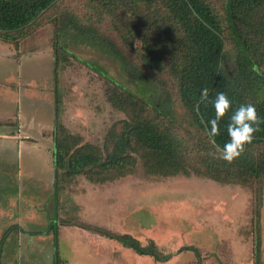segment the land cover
Segmentation results:
<instances>
[{
  "label": "rangeland",
  "instance_id": "obj_1",
  "mask_svg": "<svg viewBox=\"0 0 264 264\" xmlns=\"http://www.w3.org/2000/svg\"><path fill=\"white\" fill-rule=\"evenodd\" d=\"M209 1L221 9L223 0ZM50 17L51 20L43 21L28 34L35 42L21 54L23 108L33 110L36 103L50 108L43 99H55L50 93L54 82L58 98V102L53 101L54 111L57 106L54 121L57 117L73 137L69 138L73 146L92 143L102 151L111 130H118L122 120L128 117L120 101L127 102L125 97L129 91L139 101L161 103L168 115H160L159 124L177 131L184 138L186 148H191L197 132L180 104L172 76L138 59L140 41L130 39L125 32L126 45L121 37L124 27L113 20V13L88 1L64 0ZM138 20L133 17L129 23ZM64 24L66 27L61 29ZM52 27L57 76L53 65ZM86 29L93 32L88 34ZM103 36L122 53L117 54L109 44L96 41ZM6 62L0 59V67ZM106 75L120 85H115ZM31 134L39 135L35 131ZM50 141L38 139L36 149H27L28 156L23 153L22 198L27 199L23 202V211L32 210L36 217L26 222L35 230L49 231L52 236L48 225L57 220L58 244L53 245L51 239L42 258L23 264H55L57 253L58 264H197L196 253L182 249L187 245L197 248L200 264H253L256 234L253 211L258 202L255 188L221 183L193 172L150 174L138 162L133 173L117 179L98 177L92 181L77 175L69 183L63 181L55 203ZM29 153H36L38 157L33 155L30 159ZM30 164L32 167L27 170ZM17 168L16 165L14 172ZM15 176L10 171L0 173V185L4 182L8 196L16 191ZM260 197V259L264 264V180ZM62 221L91 224L115 234L128 233L142 244L152 239L160 252L171 253V257L157 261L135 253L113 238L76 225L65 226Z\"/></svg>",
  "mask_w": 264,
  "mask_h": 264
},
{
  "label": "trees",
  "instance_id": "obj_2",
  "mask_svg": "<svg viewBox=\"0 0 264 264\" xmlns=\"http://www.w3.org/2000/svg\"><path fill=\"white\" fill-rule=\"evenodd\" d=\"M53 1L0 0V39L12 43L17 49L20 40L39 28L43 21L52 19L50 13L64 0ZM84 1L100 5L114 14L113 20L124 27L121 37L126 45L125 32L130 39L140 41L137 55L144 65L172 76L180 104L197 132V139L187 149L184 138L177 131L159 124L158 117L168 115L163 105L156 101H139L129 91H126L127 102L120 101L128 117L122 120L118 130H111L105 150L101 151L92 143L73 146V140L69 141L73 137L56 117L53 129L55 203L59 184L63 181L69 183L77 175H84L92 181L98 177L117 179L133 173L138 162L150 174L193 172L221 183L243 184L257 190L258 202L253 211L256 230L253 264H261L259 207L264 180V0H223L221 9L209 0ZM133 17L139 20L129 23ZM64 25L61 29L66 27ZM85 31L88 34L93 32L91 29ZM51 41L57 76L53 27ZM96 41L109 44L117 54L122 53L105 36ZM133 76L138 78L136 73ZM106 78L120 85L107 75ZM205 92L206 96L203 95ZM218 92L229 97L233 108L241 103L253 104L258 118L253 139L231 162L219 158L220 146L228 139L225 126L231 110L225 113L215 142L207 131V122L214 116L212 100ZM54 95L55 102H58L56 90ZM56 112L57 106L55 116ZM62 225H76L113 238L135 253L151 256L157 261H167L171 257V253L160 252L152 239L142 244L128 233L115 234L91 224L62 221ZM48 228L53 232L54 245H57V220ZM182 249L194 251L197 264H200L195 246L187 245ZM58 261L57 253L55 264Z\"/></svg>",
  "mask_w": 264,
  "mask_h": 264
},
{
  "label": "crops",
  "instance_id": "obj_3",
  "mask_svg": "<svg viewBox=\"0 0 264 264\" xmlns=\"http://www.w3.org/2000/svg\"><path fill=\"white\" fill-rule=\"evenodd\" d=\"M32 39V36H28L20 40L17 49L12 43L0 39V47L2 49L0 59L7 60L6 65L0 67V173L13 172L17 181L15 185L16 191L9 196L6 194L4 182L0 185V264L32 263L37 258H42L45 246H49L51 239L54 245L53 236L49 231L35 230L31 223L28 224L26 222L36 217V214L29 209L23 211V202H27L26 198L24 201L22 198L23 180L25 179L21 168L24 151L27 155V149L32 151L36 149V141L38 139H51L50 147L53 160L55 117L53 101L55 99L51 98L50 101L43 99V103L51 105L50 108L49 105L45 104L46 107L44 105L41 107L36 103L33 110H26V107L23 108L21 103V79L24 73L20 69L21 54L34 44L35 41H32ZM4 45L5 47L3 48ZM51 89L50 93L53 96L55 90L54 82H52ZM33 131L39 135H32ZM45 148L46 150L49 149V142L45 145ZM33 155L36 158L38 157L36 153H29L30 159H32ZM16 165L18 171L14 172ZM31 167V164L29 167L27 166V170ZM36 179L37 176L35 177ZM41 236H46V239H41Z\"/></svg>",
  "mask_w": 264,
  "mask_h": 264
},
{
  "label": "clouds",
  "instance_id": "obj_4",
  "mask_svg": "<svg viewBox=\"0 0 264 264\" xmlns=\"http://www.w3.org/2000/svg\"><path fill=\"white\" fill-rule=\"evenodd\" d=\"M204 96L207 93H203ZM214 116L208 120V135L215 142V137L221 132V121L225 113L231 110L226 124L228 139L220 146L219 158L231 162L237 158L246 143L251 142L256 131L257 113L251 103H241L233 108L232 101L224 92H218L212 100Z\"/></svg>",
  "mask_w": 264,
  "mask_h": 264
},
{
  "label": "water",
  "instance_id": "obj_5",
  "mask_svg": "<svg viewBox=\"0 0 264 264\" xmlns=\"http://www.w3.org/2000/svg\"><path fill=\"white\" fill-rule=\"evenodd\" d=\"M55 1H56V0H54L53 2H55ZM53 2H52V3H53ZM52 3H51V4H52ZM45 10H46V8L43 9V10H42L37 16H39V15H40L41 13H43ZM37 16H36V17H37ZM36 17H35V18H36ZM35 18H34L32 21H30L28 24H30L31 22H33V21L35 20ZM244 147H245V146H244Z\"/></svg>",
  "mask_w": 264,
  "mask_h": 264
}]
</instances>
